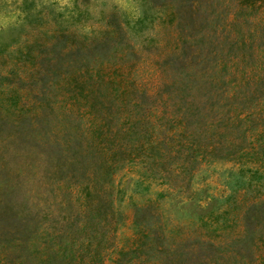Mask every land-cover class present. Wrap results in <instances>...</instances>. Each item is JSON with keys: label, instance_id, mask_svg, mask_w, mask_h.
Returning <instances> with one entry per match:
<instances>
[{"label": "trees", "instance_id": "obj_1", "mask_svg": "<svg viewBox=\"0 0 264 264\" xmlns=\"http://www.w3.org/2000/svg\"><path fill=\"white\" fill-rule=\"evenodd\" d=\"M219 1L232 3V10L221 12ZM172 10L180 27L200 28L198 42L209 46L172 66L176 78L147 88L113 70L79 66L80 50L97 51L105 39L83 43L70 36L60 52L56 43L62 35L56 34L49 48L44 44L51 54L37 65L39 72L50 71L48 86L58 87L56 93L67 102L60 115L43 84L25 88L28 105L15 94L6 105L0 101V134L5 135L0 165L16 160L23 177L39 160L41 178L50 173L67 180L65 189L47 186L43 192L27 181L0 183V264H264L263 199L242 207L239 229L232 233L227 230L234 204L226 198L212 205L195 216L199 230L192 235L166 227L147 200L134 207L132 233L120 245L114 241L121 223L114 204L116 170L136 165L137 180L154 178V170L158 178L169 179L170 164L186 171L200 161L236 160L264 148V23L247 45L241 31L231 35L224 27L226 20L234 25L236 18L264 13V0H180ZM28 18L35 17L23 15ZM23 46L28 52L30 45ZM258 49L261 57L254 63ZM44 60L49 70H43ZM13 76L9 69L4 78L16 90ZM73 104L88 115L82 128L70 118ZM54 120L61 127L53 126ZM249 137L255 141L249 143ZM249 167L240 165L233 181L244 180Z\"/></svg>", "mask_w": 264, "mask_h": 264}, {"label": "rangeland", "instance_id": "obj_2", "mask_svg": "<svg viewBox=\"0 0 264 264\" xmlns=\"http://www.w3.org/2000/svg\"><path fill=\"white\" fill-rule=\"evenodd\" d=\"M179 1L0 0V47H3L0 51V101L6 105L8 97L15 94L19 96L20 104L28 105L31 95L25 98V88L33 90L43 84L46 96L53 100L57 115H60L67 102L56 93L58 87L54 89V84L48 86L50 71L39 72L37 65L39 59H45L51 54L50 49L44 48V44L49 48V43L54 41L56 34L62 35L59 43H56L60 52L69 45L70 36L83 43L105 39V46H98L97 51H86V48L80 50L76 56L80 59L79 66L98 71L113 70L122 73L124 80L147 88L155 83H165L172 77L176 78L169 72L172 66L179 67L187 63L190 51L200 49V53L209 47L198 42L200 28L190 31L186 25L180 27L177 23L172 9ZM222 6L225 10L221 12L231 11L233 8L232 3L219 1V7ZM24 14L35 18L23 19ZM246 17L236 18L234 25L228 20L224 23L225 29L231 35H236L237 31L242 32L245 45L250 38L255 39L260 34L264 13L257 11ZM210 22L211 20L207 21L205 26H210ZM192 32L195 33L188 35ZM23 45H30L28 52ZM16 46H19L18 51ZM253 57L254 63L257 62L256 59H260L259 49L257 52L253 51ZM224 58H228L226 62L229 69L231 60L229 56ZM15 59L14 65L12 61ZM168 59L173 63H167ZM45 61L43 70H49L50 65ZM9 69L14 71V80L21 88L15 90L10 87V81L5 80V73ZM250 104L253 105L252 102ZM257 105L258 103L255 106ZM71 111L70 118L82 128L81 126L87 123L88 115L76 104L71 105ZM52 123L53 126L61 127L55 120ZM4 137V134H0V143L4 141ZM248 139L249 143L255 141L251 137ZM260 149L257 154L246 153L236 160L200 161L193 169L186 171L171 169L170 164L167 170L169 179L158 178L160 172L154 170V178L140 177L141 179L137 180L136 165L116 170L113 173V181L119 187V199H115L114 204L119 211L121 223L117 225L113 237L115 243L120 245L123 237L132 233L130 220L134 207L147 200L153 201L166 227L177 226L183 233L192 235L199 230L195 216L218 202L228 201L225 200L228 198L235 208L230 213L233 215L227 231H237L242 207L253 199L264 200V148ZM261 155L262 160L259 159ZM9 163L5 168L0 165V183L27 181L32 188L41 192L47 186L66 188V179H59L50 173L41 178L42 165L39 160L33 161L34 164L23 177L19 175L21 164L16 160ZM240 165H248L250 170L243 171L241 177L244 180L233 181ZM227 231L220 233L228 236ZM166 234L167 241L170 242V233L166 231Z\"/></svg>", "mask_w": 264, "mask_h": 264}]
</instances>
